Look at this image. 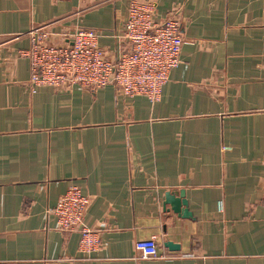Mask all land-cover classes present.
<instances>
[{
    "label": "crops",
    "instance_id": "crops-1",
    "mask_svg": "<svg viewBox=\"0 0 264 264\" xmlns=\"http://www.w3.org/2000/svg\"><path fill=\"white\" fill-rule=\"evenodd\" d=\"M128 1L0 0V264H264V0H152L182 36L155 102L30 85L18 51L32 27L56 44L99 31L116 59ZM71 185L90 197L96 250L56 228ZM151 237L158 256L142 257L134 243Z\"/></svg>",
    "mask_w": 264,
    "mask_h": 264
},
{
    "label": "built area",
    "instance_id": "built-area-1",
    "mask_svg": "<svg viewBox=\"0 0 264 264\" xmlns=\"http://www.w3.org/2000/svg\"><path fill=\"white\" fill-rule=\"evenodd\" d=\"M28 35L29 48L20 49L18 54L29 59L31 86L76 84L95 90L113 84L125 97L143 95L150 102L159 100L170 70L180 61L182 44L179 19L169 16L157 22L152 0L128 1L118 36L128 49L116 59L106 56L98 41L101 33L93 29L75 27L63 44L51 42V33L45 26L32 27ZM89 201L90 197L78 186L71 185L51 210L56 228L79 232V249L86 252L96 250L100 242L99 234L84 222ZM134 248L142 257L158 256L153 237L135 241Z\"/></svg>",
    "mask_w": 264,
    "mask_h": 264
},
{
    "label": "water",
    "instance_id": "water-1",
    "mask_svg": "<svg viewBox=\"0 0 264 264\" xmlns=\"http://www.w3.org/2000/svg\"><path fill=\"white\" fill-rule=\"evenodd\" d=\"M183 194V192H180V197ZM166 198V203L171 205V209L177 213H180L182 215H190L188 211H186L187 209L184 208L186 206V201L185 199H181L179 197H176L174 193H167L165 195ZM181 205H183V207H181ZM165 245L168 246L169 248H175L176 246L173 243L165 242Z\"/></svg>",
    "mask_w": 264,
    "mask_h": 264
}]
</instances>
